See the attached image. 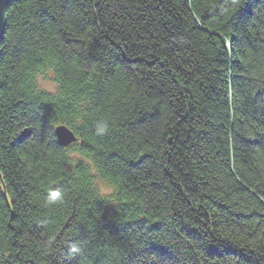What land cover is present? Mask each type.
Segmentation results:
<instances>
[{
    "label": "trees",
    "instance_id": "obj_1",
    "mask_svg": "<svg viewBox=\"0 0 264 264\" xmlns=\"http://www.w3.org/2000/svg\"><path fill=\"white\" fill-rule=\"evenodd\" d=\"M163 258L264 264V0H14L0 264Z\"/></svg>",
    "mask_w": 264,
    "mask_h": 264
},
{
    "label": "water",
    "instance_id": "obj_2",
    "mask_svg": "<svg viewBox=\"0 0 264 264\" xmlns=\"http://www.w3.org/2000/svg\"><path fill=\"white\" fill-rule=\"evenodd\" d=\"M14 0H0V49L6 28V13ZM58 141L62 147H68L78 142L76 135L67 127L59 126L56 129Z\"/></svg>",
    "mask_w": 264,
    "mask_h": 264
},
{
    "label": "rangeland",
    "instance_id": "obj_3",
    "mask_svg": "<svg viewBox=\"0 0 264 264\" xmlns=\"http://www.w3.org/2000/svg\"><path fill=\"white\" fill-rule=\"evenodd\" d=\"M14 2V1H13ZM12 2V3H13ZM11 3V4H12ZM8 11V10H7ZM6 18H7V13H6ZM6 23H7V19H6ZM51 76V75H50ZM47 76L46 75H40L39 76V78H38V82L40 83V86H41V88L42 89H46V90H48V91H51V90H55V88H56V86H55V84H54V82L52 81V80H50V79H47L46 78ZM59 127V126H58ZM57 127V128H58ZM56 128V129H57ZM57 137V136H56ZM58 139V138H57ZM60 144V143H59ZM75 144V143H74ZM73 145V144H72ZM61 146V145H60ZM71 146V145H70ZM70 146H68V147H70ZM62 147V146H61ZM68 147H63V148H68ZM74 148H76L77 149V146H75ZM77 154H75L74 153V151L72 150L71 151V153H70V156H71V158H72V160H73V162L74 163H79L81 160H80V158L79 157H75ZM100 190H102L103 191V193L104 194H106L109 198L110 197H112V195L114 194V192H115V189H114V187L113 186H111V185H108L107 183H104V182H102V184H101V188H100ZM112 207L113 208H117V204H116V202H114L113 201V203H112ZM111 209V208H110ZM116 214H118V213H116ZM75 251V250H74ZM79 252H80V248H79ZM78 252V253H79Z\"/></svg>",
    "mask_w": 264,
    "mask_h": 264
},
{
    "label": "clouds",
    "instance_id": "obj_4",
    "mask_svg": "<svg viewBox=\"0 0 264 264\" xmlns=\"http://www.w3.org/2000/svg\"><path fill=\"white\" fill-rule=\"evenodd\" d=\"M103 131V129L101 130ZM61 198V193L60 192H52L50 196V202H55Z\"/></svg>",
    "mask_w": 264,
    "mask_h": 264
},
{
    "label": "bare ground",
    "instance_id": "obj_5",
    "mask_svg": "<svg viewBox=\"0 0 264 264\" xmlns=\"http://www.w3.org/2000/svg\"><path fill=\"white\" fill-rule=\"evenodd\" d=\"M51 76H54L53 75V73L50 71V73H49ZM56 136H57V134H56ZM59 142V141H58ZM102 182V181H101ZM102 183H100L99 185H101ZM163 261H166L167 262V264H171V261H167L168 259L167 258H163L162 259Z\"/></svg>",
    "mask_w": 264,
    "mask_h": 264
}]
</instances>
